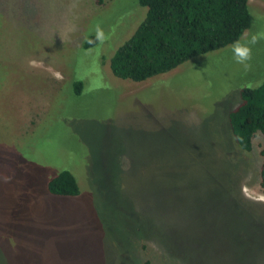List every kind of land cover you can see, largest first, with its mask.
I'll return each mask as SVG.
<instances>
[{
	"label": "rangeland",
	"instance_id": "374dc122",
	"mask_svg": "<svg viewBox=\"0 0 264 264\" xmlns=\"http://www.w3.org/2000/svg\"><path fill=\"white\" fill-rule=\"evenodd\" d=\"M248 10V70L235 42L136 83L108 61L137 0H0V264H264V138L243 152L228 123L264 79V0ZM62 170L77 197L47 193Z\"/></svg>",
	"mask_w": 264,
	"mask_h": 264
},
{
	"label": "trees",
	"instance_id": "16d2710c",
	"mask_svg": "<svg viewBox=\"0 0 264 264\" xmlns=\"http://www.w3.org/2000/svg\"><path fill=\"white\" fill-rule=\"evenodd\" d=\"M97 4L101 0H96ZM145 8L143 19L108 61L113 77L143 82L166 74L184 62L237 42L250 27L248 0H137ZM98 43L89 36L83 49ZM81 84H74L79 94ZM240 103L228 114L233 142L250 152L256 135L264 138V79L255 88L240 91ZM258 185L264 196V146L259 151ZM46 191L55 197L79 195L74 176L62 170L47 181ZM142 264H149L145 260Z\"/></svg>",
	"mask_w": 264,
	"mask_h": 264
},
{
	"label": "clouds",
	"instance_id": "9594fccd",
	"mask_svg": "<svg viewBox=\"0 0 264 264\" xmlns=\"http://www.w3.org/2000/svg\"><path fill=\"white\" fill-rule=\"evenodd\" d=\"M97 34H98L97 39H99L100 36L102 35V30L97 28ZM256 42H257V37L254 36L251 40V43L255 44ZM232 50L237 63L243 64L245 70H248L251 67V65L248 63V61L252 59L251 48L244 45H240L239 42H236L233 45Z\"/></svg>",
	"mask_w": 264,
	"mask_h": 264
}]
</instances>
